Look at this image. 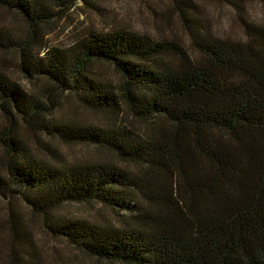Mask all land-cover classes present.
I'll return each mask as SVG.
<instances>
[{
    "label": "trees",
    "instance_id": "1",
    "mask_svg": "<svg viewBox=\"0 0 264 264\" xmlns=\"http://www.w3.org/2000/svg\"><path fill=\"white\" fill-rule=\"evenodd\" d=\"M79 1L0 0L23 23L0 28V54L34 86L0 57V197L30 218L7 206L1 264L47 263L34 218L94 264H264V25L243 22L238 40L202 33L191 0H167L189 46L122 27L47 46ZM51 142L96 155L51 160ZM66 203L108 218L62 217Z\"/></svg>",
    "mask_w": 264,
    "mask_h": 264
},
{
    "label": "rangeland",
    "instance_id": "2",
    "mask_svg": "<svg viewBox=\"0 0 264 264\" xmlns=\"http://www.w3.org/2000/svg\"><path fill=\"white\" fill-rule=\"evenodd\" d=\"M191 2L196 6L194 15L201 22L202 33L209 32L218 37L238 40L243 39L245 35L243 22L264 25V0H191ZM117 27L148 34L155 39H172L185 46H189L192 38L188 29L172 12L167 0H87L86 3L77 2L71 9L65 11L61 20L50 24L47 29L46 44L49 47H68L89 30L106 32ZM0 28L19 35L23 30V23L12 13L0 9ZM1 56L7 58L6 73L21 86L34 90V86L17 71L14 54H0ZM67 100L66 103L69 104L66 107L73 108L76 105L72 98ZM74 114L81 119L92 120V116L78 105ZM29 142L33 148L38 147L33 144L32 138ZM51 144L52 150H56L53 153L56 154L54 158L47 156L51 160L70 162L96 155V151L87 147L66 146L56 142ZM38 149L34 148V151L38 153L43 151ZM44 153L49 155L47 152ZM7 206L24 218H29L27 208L21 200L15 199L8 205L2 197H0V218L6 217ZM58 215L91 220L108 218L107 212L90 204L66 203L60 207ZM31 231L37 247L42 250L46 264H94L72 246L48 235L41 229L36 218L31 222ZM5 233V228H0V264L6 254L3 247Z\"/></svg>",
    "mask_w": 264,
    "mask_h": 264
}]
</instances>
